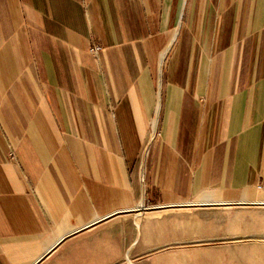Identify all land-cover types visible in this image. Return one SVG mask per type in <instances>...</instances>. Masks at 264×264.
Masks as SVG:
<instances>
[{"label":"crops","instance_id":"obj_1","mask_svg":"<svg viewBox=\"0 0 264 264\" xmlns=\"http://www.w3.org/2000/svg\"><path fill=\"white\" fill-rule=\"evenodd\" d=\"M263 216L264 0H0V264H253Z\"/></svg>","mask_w":264,"mask_h":264},{"label":"rangeland","instance_id":"obj_2","mask_svg":"<svg viewBox=\"0 0 264 264\" xmlns=\"http://www.w3.org/2000/svg\"><path fill=\"white\" fill-rule=\"evenodd\" d=\"M253 218H254L253 221L254 233L247 238L252 242L251 243L252 249L247 250V252L248 253L251 252L253 258V264H264V216L256 217V219H258L259 221H256L255 217ZM239 219L240 218H238V220ZM260 220H262V222ZM260 224H263V228H259ZM261 229L263 230V232H260Z\"/></svg>","mask_w":264,"mask_h":264},{"label":"built area","instance_id":"obj_3","mask_svg":"<svg viewBox=\"0 0 264 264\" xmlns=\"http://www.w3.org/2000/svg\"><path fill=\"white\" fill-rule=\"evenodd\" d=\"M99 49H100V46H98V45L92 46V47L90 48V50H91L92 52H94V53H97V52L99 51Z\"/></svg>","mask_w":264,"mask_h":264}]
</instances>
